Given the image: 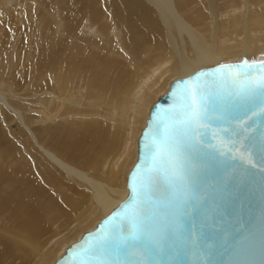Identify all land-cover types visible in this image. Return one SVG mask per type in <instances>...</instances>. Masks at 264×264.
Masks as SVG:
<instances>
[{
    "label": "bare ground",
    "instance_id": "bare-ground-1",
    "mask_svg": "<svg viewBox=\"0 0 264 264\" xmlns=\"http://www.w3.org/2000/svg\"><path fill=\"white\" fill-rule=\"evenodd\" d=\"M249 60L264 0H0V264H54L127 197L170 84Z\"/></svg>",
    "mask_w": 264,
    "mask_h": 264
},
{
    "label": "water",
    "instance_id": "water-1",
    "mask_svg": "<svg viewBox=\"0 0 264 264\" xmlns=\"http://www.w3.org/2000/svg\"><path fill=\"white\" fill-rule=\"evenodd\" d=\"M261 61L221 63L173 81L139 135L127 197L54 264H264V87L249 85ZM193 88L199 122L186 133L176 128L173 161L154 163L153 136L182 118L184 91ZM148 169L152 180L139 197L144 227L134 231L127 219L138 198L134 178ZM113 234L106 254L84 255Z\"/></svg>",
    "mask_w": 264,
    "mask_h": 264
},
{
    "label": "snow or ice",
    "instance_id": "snow-or-ice-1",
    "mask_svg": "<svg viewBox=\"0 0 264 264\" xmlns=\"http://www.w3.org/2000/svg\"><path fill=\"white\" fill-rule=\"evenodd\" d=\"M251 68V65H248ZM261 75L258 79L250 80V88L252 85L256 87H264V61L260 62ZM184 95L186 97L187 108L182 114V118L179 120L172 119L165 124L164 131L153 136V146L156 149L154 155V163L158 157H165L170 162L174 159L175 154V131L177 127H182L185 133L195 123L199 122V110H198V89H185ZM264 110V109H262ZM174 171V170H173ZM154 169H148L143 174L134 178L133 192L137 195L133 207L127 214L128 222L134 231H139L144 227L142 220V200L139 198L144 190L149 186L152 180V174ZM115 235H108L102 237L95 247L85 251L84 255L93 256L96 254H106L110 250V243L115 239ZM86 264V261L84 262Z\"/></svg>",
    "mask_w": 264,
    "mask_h": 264
},
{
    "label": "rangeland",
    "instance_id": "rangeland-1",
    "mask_svg": "<svg viewBox=\"0 0 264 264\" xmlns=\"http://www.w3.org/2000/svg\"><path fill=\"white\" fill-rule=\"evenodd\" d=\"M11 126H12V128H15V126L13 124Z\"/></svg>",
    "mask_w": 264,
    "mask_h": 264
}]
</instances>
